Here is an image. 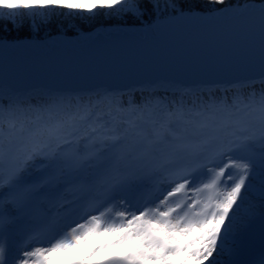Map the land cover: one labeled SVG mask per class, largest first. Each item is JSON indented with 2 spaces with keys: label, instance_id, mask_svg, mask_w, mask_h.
Masks as SVG:
<instances>
[{
  "label": "snow or ice",
  "instance_id": "1",
  "mask_svg": "<svg viewBox=\"0 0 264 264\" xmlns=\"http://www.w3.org/2000/svg\"><path fill=\"white\" fill-rule=\"evenodd\" d=\"M95 19L150 40L87 85L0 75V264H264V76L231 74L264 68V0H0V54Z\"/></svg>",
  "mask_w": 264,
  "mask_h": 264
},
{
  "label": "water",
  "instance_id": "2",
  "mask_svg": "<svg viewBox=\"0 0 264 264\" xmlns=\"http://www.w3.org/2000/svg\"><path fill=\"white\" fill-rule=\"evenodd\" d=\"M91 37L71 48H39L31 50L5 51L0 54V75L5 80L29 88L39 89L46 85L82 86L112 74L107 66L118 60L134 55L145 46L142 36L123 35L114 27L97 28L83 34ZM76 40L77 37H65ZM168 74L166 69L151 68L139 75ZM233 76L255 78L256 86L264 76L259 55L251 62L237 64L232 70ZM261 222L257 217L252 230L253 251H260Z\"/></svg>",
  "mask_w": 264,
  "mask_h": 264
},
{
  "label": "trees",
  "instance_id": "3",
  "mask_svg": "<svg viewBox=\"0 0 264 264\" xmlns=\"http://www.w3.org/2000/svg\"><path fill=\"white\" fill-rule=\"evenodd\" d=\"M61 21H56L53 24V29L55 30L57 25H59ZM109 27L108 22L105 21L104 19H95L92 21H87V20H76L73 22H68L67 20L63 21V28H61V31H68V32H75L78 34H86L89 32L94 31L97 28H105ZM70 37H76V36H70ZM259 88V86H257Z\"/></svg>",
  "mask_w": 264,
  "mask_h": 264
},
{
  "label": "bare ground",
  "instance_id": "4",
  "mask_svg": "<svg viewBox=\"0 0 264 264\" xmlns=\"http://www.w3.org/2000/svg\"><path fill=\"white\" fill-rule=\"evenodd\" d=\"M254 195H255V198H258L259 193L257 192V193L254 194ZM80 255H81V253H78V250H77V249H74V250L72 251V255H71V257H78V258H79ZM250 255H251V256H256V255H258V254H256L255 251H251ZM246 258H247V257H246Z\"/></svg>",
  "mask_w": 264,
  "mask_h": 264
},
{
  "label": "rangeland",
  "instance_id": "5",
  "mask_svg": "<svg viewBox=\"0 0 264 264\" xmlns=\"http://www.w3.org/2000/svg\"><path fill=\"white\" fill-rule=\"evenodd\" d=\"M260 176L259 174L257 175V184H259Z\"/></svg>",
  "mask_w": 264,
  "mask_h": 264
}]
</instances>
